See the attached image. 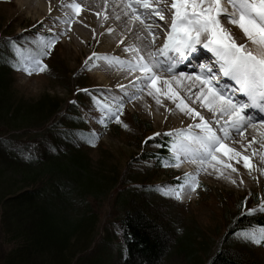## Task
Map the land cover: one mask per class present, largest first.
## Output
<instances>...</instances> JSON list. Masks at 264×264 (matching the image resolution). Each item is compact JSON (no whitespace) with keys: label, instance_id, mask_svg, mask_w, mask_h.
Wrapping results in <instances>:
<instances>
[{"label":"rangeland","instance_id":"rangeland-1","mask_svg":"<svg viewBox=\"0 0 264 264\" xmlns=\"http://www.w3.org/2000/svg\"><path fill=\"white\" fill-rule=\"evenodd\" d=\"M15 3V0H0V55L1 53L6 55L8 61L5 63L12 67L42 52L43 41L53 37L58 42L63 40V37L60 39L47 26H39V22H35L36 17L33 11L25 13L19 7L17 8L18 4ZM123 4L126 8L127 4ZM227 25L232 30L236 29L234 31L237 36L247 42L248 38L237 25L231 23ZM57 41L55 40L52 47L47 50L46 55L40 57L41 63L45 66L44 71L32 72L28 75L13 67L14 75H12L13 83L10 92L13 101L20 100L26 104H34L47 95L50 102H58V107L63 109L60 117L55 116V118L66 124L69 119L74 118V113H78L83 119L80 129L86 135L84 136L81 132L70 133L72 138L65 141L63 138L61 140L63 143L60 142L54 146L53 150L61 154L69 151L82 153L88 159L86 167L91 173L117 179V185L112 194L97 207L95 205V211L99 217L98 236L101 238L91 250L89 249L90 251H76V255L83 254L79 264H96L94 257L99 263L101 261L100 264H120L123 252L122 246H119L121 230L120 225L117 228V222L123 210L117 201L125 191L131 193V190L139 194L140 200L137 199L135 203L150 204V207H146L147 212L162 224L170 244L169 254L163 264H189L184 253L179 252L176 243L179 238L186 237L193 240L195 247L198 245L201 247L206 243L218 246L228 240L226 244H234L233 247L240 250L246 258L258 264H264V245L261 242L253 243L245 238L248 233L254 232L260 235L264 233V230L249 229L244 233L236 234L237 223L249 217L264 214V176L261 184L257 182L251 190H233L217 182L211 184L201 180L196 181L195 190L189 187L186 191L192 196L183 201L181 192L188 187L192 178L185 176L179 166H175L177 162L174 159L173 149L175 142H178L177 138L180 137L166 136V133L152 134L155 131L152 123L145 120L139 113L132 112L124 104L117 113L119 120L115 115L113 117L112 113L116 112L119 104L106 95L103 89L95 88L98 86L93 76L95 62L94 65L89 66V69H86L83 63L88 55V51L83 52V50L88 47L80 45V49L74 50L67 45L63 47L61 44L58 45ZM0 67L4 66L0 64ZM55 71L62 74V84ZM78 82H82L80 90L77 88ZM79 95L82 97H78ZM77 97L82 101L80 104H77ZM15 107L17 106L14 104ZM24 109L18 110V118H25L26 114L21 113ZM68 112L72 115L63 118L62 114ZM6 126L4 120L0 121V130ZM26 127L27 129L20 127L18 131H15L14 127H6L9 132H0V137L15 134L26 143L38 132L36 128L33 129L29 125ZM147 128L149 130L145 131L144 129ZM89 140L92 143H89ZM160 141L172 142L171 155L169 160L164 159L159 162L160 164H154L150 158L156 151L154 146ZM2 167L5 168V163L0 161V168ZM4 173V175L1 174L2 177L0 176V187L8 184V178L12 177L13 169L5 168ZM135 174L138 175L133 180L132 175ZM180 185L184 187L179 188ZM177 191L180 192L179 198L175 195ZM118 231L119 239L116 238ZM2 238L0 232V242ZM1 243L0 250L2 248L5 250ZM6 251L7 249L5 253ZM215 251L217 247L214 248ZM118 256H120L119 261Z\"/></svg>","mask_w":264,"mask_h":264},{"label":"trees","instance_id":"trees-1","mask_svg":"<svg viewBox=\"0 0 264 264\" xmlns=\"http://www.w3.org/2000/svg\"><path fill=\"white\" fill-rule=\"evenodd\" d=\"M0 59L4 66L0 67V121L4 120L6 127H14L15 131L20 127L27 129V125L38 131L26 143L15 134L0 137V161L5 163V168L13 169L12 177H7L8 184L0 187L3 236L0 243L7 249L6 253L3 248L0 250V264H79L83 254L76 255V251H90L101 238L95 205L112 194L117 179L91 173L86 167L88 159L82 153L61 154L53 150L63 143V138L64 141L72 138L70 133L86 135L80 129L83 125L80 116L74 113V118H68V124L58 120L55 116L60 117L63 109L58 107V102H50L47 95L34 104L13 101L10 91L14 68L5 63L8 60L3 53ZM54 73L62 84V74ZM81 84L77 83L78 90ZM78 97L77 104H80ZM23 108L21 113L26 114L25 118L20 117L22 114L18 118L17 112ZM70 115L68 112L62 117ZM6 127L0 132H9ZM154 147L158 156L152 154L150 161L158 164L167 157L168 142H158ZM5 168H0V176L5 174ZM138 174L132 175V179ZM130 192L125 191L117 201L123 210L117 222L123 252L118 261L120 264H163L170 244L162 224L147 212L151 205H138L135 201L139 194ZM237 226L236 234L249 229L264 230V214L249 217ZM116 238L119 239V231ZM186 238H179L176 243L189 264H258L246 258L234 244H226L228 240L218 246L206 243L195 247L193 240ZM261 243L264 245V241ZM94 259L96 264L101 263Z\"/></svg>","mask_w":264,"mask_h":264},{"label":"bare ground","instance_id":"bare-ground-1","mask_svg":"<svg viewBox=\"0 0 264 264\" xmlns=\"http://www.w3.org/2000/svg\"><path fill=\"white\" fill-rule=\"evenodd\" d=\"M15 1V4H18L16 7L25 13L33 11L36 17L35 22H39V26H47L60 39L63 37L61 42L55 38L58 45L61 44L62 47L67 45L74 50L80 49V45L87 46L88 49L83 52L88 51V55L83 63L86 69H89V66L94 65L95 62L93 76L98 85L95 88L103 89L106 95L115 100L114 102H123L124 106L126 105L132 112L139 113L145 120L151 122L155 129L152 134L167 133L175 136L181 130L199 134L201 132L199 128L189 129L188 126L199 123L201 117L207 125H212L215 134L222 138L220 150L215 152L216 160L210 159L201 166L199 161L193 163L190 158L185 159L184 152L177 151L179 169L184 175L188 174L187 176L195 181L201 180V182L211 184L217 182L233 190H251L257 182L261 184L264 176V123L261 122L262 119H253L239 128L224 127L221 130L222 126L230 125L232 121L228 116H222L219 112H213L208 107L202 106L198 97H203L207 90L204 89V93H201L200 90L204 87L189 69L188 63H181L183 68H178L173 74L164 70L166 60H176V53L170 49L161 51L163 46L159 36L161 24L166 27L171 25L174 12L171 8L172 0H149L152 7L145 9V13L137 8V12L142 16L146 25L132 18L130 8H128L129 11L124 8L125 1L136 3V0H76L81 8L79 15L66 7L71 0ZM225 7L229 12L232 11L229 5ZM156 9L161 10L163 16V19L157 16V19L161 21L160 25H156L158 21L148 23L145 20L144 14L153 13ZM227 23L229 22L226 19L221 20L223 27L234 35L238 44H244L248 50L256 51V46L252 45L251 41H243V38H239L235 33L236 29L232 30ZM149 30L152 35L149 34ZM154 32L157 33L155 40L153 39ZM197 47H202V44ZM127 48H135L137 55L134 56L132 52L126 51ZM105 56L109 59H97V57ZM141 56L154 69L155 87L150 90L160 99L159 105L153 96L148 95L149 89L137 92L133 86L135 78L142 76L143 73L138 70L131 72L129 66L134 65ZM90 57L91 60H89ZM86 61H88L87 64ZM180 72L185 75L180 76ZM228 80L231 81L230 78ZM164 81H168L167 85ZM120 86H123V89ZM169 91L175 93L177 99H169L167 95ZM134 93L137 96L136 99L131 98ZM181 101L183 105L193 109L199 115L193 119L182 112L177 107ZM221 117H224L225 121L220 120ZM233 119H235L234 116ZM225 133H227V138H224ZM191 147L196 150L199 146L192 144ZM245 159L248 167L244 166ZM188 188L185 187L181 192L183 201L192 196L186 193Z\"/></svg>","mask_w":264,"mask_h":264},{"label":"snow or ice","instance_id":"snow-or-ice-1","mask_svg":"<svg viewBox=\"0 0 264 264\" xmlns=\"http://www.w3.org/2000/svg\"><path fill=\"white\" fill-rule=\"evenodd\" d=\"M225 5H229L232 11L229 12ZM126 6L132 10V18L140 20L141 23L144 21L142 16L137 12V8L148 9L152 7L149 0H136V3L129 2ZM66 7L72 9L76 15L80 14L81 8L76 3V0H71ZM171 8L174 12L170 31L161 51L170 49L178 53L180 59H184L197 50V45L202 44L205 49L209 50L217 58L220 67L219 73L212 75L211 69L205 72V66L200 65L201 73L196 76V79L200 80L204 86L200 90L201 93H204V89H207V93L203 97H198L201 100L202 106L208 107L213 112H219L222 116L229 117L232 123L222 126L221 130L224 127L239 128L244 123H250L252 117L244 113L245 108L256 107L260 111H264V0H172ZM153 14L163 19L161 10L159 9L154 10ZM222 19H226L229 23L237 25L248 40L251 41V44L256 46V51L248 50L244 44H238L234 35L221 24ZM68 23L70 24L71 21L69 20ZM109 31L112 30L109 29ZM149 34L152 35L150 30ZM153 39L155 40L154 35ZM54 43V37L43 41L41 44L42 52L23 60L22 64H14L13 67L28 75H31L32 72L44 71L45 66L41 63L40 57L46 55L47 50ZM125 50L132 52L134 56L137 55L135 48H127ZM93 55L95 56V53ZM91 59L90 57L89 60ZM97 59L108 60L109 58L105 56L97 57ZM85 63L87 64L88 61ZM129 67L131 72L138 70L143 73L142 76L135 78L133 86L137 89V92L149 89L148 95L153 96L159 105L160 99L150 90L155 87L156 81L153 67L149 63H146L142 56L137 59L134 65L130 64ZM175 67L176 63L172 62L165 65L164 70L169 74H173ZM221 74L239 85L238 91L248 96V104L236 103L226 88L221 87L220 84L212 83ZM179 75L184 76L185 74L180 72ZM164 83L167 85L168 81H164ZM120 87L123 89V86ZM213 88L216 90L213 91ZM167 95L169 99H177L175 93L171 91ZM131 98L136 99V94H132ZM118 103L119 107L115 113H112V115L116 116L117 120H119L117 113L123 107V102ZM177 107L193 119L199 115L193 109L183 105L182 101L177 104ZM109 112H111V109H109ZM233 116L235 119H233ZM261 122L264 123V119ZM188 127L189 129L193 127L199 128L201 132L193 134L191 131L181 130L176 133L177 137L181 139L178 140L173 149L174 159L177 161L175 166H179L177 151L184 152L185 159L190 158L193 163L199 161L201 166L206 164L210 159L215 161V152L220 150L219 146L221 145L222 138L215 134L202 117L199 123L189 125ZM224 138H227V133H225ZM88 142L92 143L91 140ZM192 144H197L199 147L193 150ZM225 151L228 150L225 149ZM244 166H249L246 159ZM187 175L185 174V176ZM196 186L195 179H192L188 183V187L193 190H195ZM178 187L183 188L184 185ZM175 195L179 198L180 192H175ZM245 238L251 240L253 243H260L264 241V233L260 235L254 232L248 233Z\"/></svg>","mask_w":264,"mask_h":264}]
</instances>
